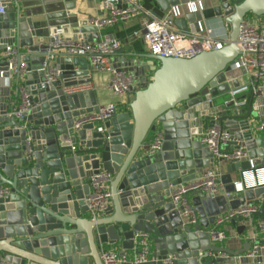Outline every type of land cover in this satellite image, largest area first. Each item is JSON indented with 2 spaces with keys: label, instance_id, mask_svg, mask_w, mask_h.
<instances>
[{
  "label": "water",
  "instance_id": "water-1",
  "mask_svg": "<svg viewBox=\"0 0 264 264\" xmlns=\"http://www.w3.org/2000/svg\"><path fill=\"white\" fill-rule=\"evenodd\" d=\"M187 1L157 0L165 11ZM26 2L9 0L0 14V43L15 50L13 70L8 56L0 55V262L102 264L103 245H118V254H139L135 233L141 232L147 235L148 259L137 264H165L168 254L174 255L171 264H264V245L258 241L261 248L248 257L252 242L230 250L214 244L208 228L227 211L257 206L264 194V186L248 187L244 178L238 182L232 176L250 167L249 159L254 165L264 161V127H258L260 119L264 123V96L257 103L249 95L240 115L231 102L221 109L202 103L208 91L215 97L238 85L234 77L240 70H229L228 64L240 52L239 28L245 20L264 19V0H221L176 18L174 25L183 33L198 31L204 20L222 18L229 24L225 45L189 58L143 53L151 60L150 80L130 90L128 110L104 122L103 131L93 122L73 128L99 105L94 90L64 91L91 81L87 58L51 46L48 27L53 25L36 24L23 11ZM63 15L69 17L63 24L72 39L100 41L87 20L71 12ZM208 110L244 143L248 159L224 165L217 178L221 193H186L185 215L183 204L171 198L173 187L216 162L199 140L215 121ZM156 134L161 140L151 149ZM99 171L109 175L110 204L93 216L84 197L91 175ZM254 213L264 218V204ZM242 219L234 216L228 222L236 226Z\"/></svg>",
  "mask_w": 264,
  "mask_h": 264
},
{
  "label": "built area",
  "instance_id": "built-area-1",
  "mask_svg": "<svg viewBox=\"0 0 264 264\" xmlns=\"http://www.w3.org/2000/svg\"><path fill=\"white\" fill-rule=\"evenodd\" d=\"M9 0H0V14L4 13V3ZM221 1V0H217ZM182 5V6H181ZM171 6L165 16H156L147 11L141 4L140 0H101V14L88 17L87 23L92 24L99 31L101 28L115 25L119 22H126L136 16H141L139 27L132 32V35L141 38L142 44L149 54L163 57L189 58L202 51H210L221 49L227 40L229 31L228 22L224 21L222 33H217L213 28L198 23V31L194 33H183L179 31L174 20L180 17L186 11L196 12L204 7L201 0H189L185 3ZM48 37L52 39L51 46L64 47L63 50L73 55L85 56L89 64L86 74L91 72H104L108 74L106 88L113 96L119 100L126 101L129 98L128 93L132 88H139L138 70H126L122 67H116L110 61L109 55L114 54L120 48V40L115 37L106 38L99 42H86L83 39H72L67 34L64 25H54L48 29ZM237 44L240 52L236 58L228 64L229 70L239 69L240 74L234 78L238 80L237 86H231L224 93L226 98L217 109L224 108L231 102V109L236 114H243L247 104V96H253V101L259 102L264 96V29L260 26L251 25L248 20L242 22L239 28ZM3 53L8 56L9 69L14 67V53L12 46L0 43ZM78 67V66H77ZM74 67V71H78L79 67ZM59 71L56 72V74ZM232 79H226L227 83ZM93 86L90 82L77 83L64 88L66 94L78 93L92 90ZM211 87H208L210 90ZM23 105H27V94L22 92ZM213 96L208 91L203 95V104L207 106L213 103ZM214 104V103H213ZM264 105V103H260ZM118 113L117 103L109 101L98 105L97 110L81 116L74 122L73 128L78 129L82 124L93 122L98 131H103V123L113 118ZM208 114L212 118H216L213 111L208 110ZM259 129L264 127L261 123ZM161 140V136L156 134L150 143V148L157 147ZM199 140L206 145L213 153L215 164L211 168L206 169L195 179L180 183L173 187L171 198L175 203L183 204V214L189 213L186 205L185 194L192 190L201 189L208 196L213 197L218 193L217 178L220 175L218 167V159L228 162H240L248 159V150L244 143L236 138L233 133L229 132L222 124L215 121L202 130ZM74 148V145H71ZM250 168L254 165L249 159ZM262 169V168H260ZM257 169V170H260ZM264 169V168H263ZM245 173V171H244ZM264 177V173H263ZM109 175L105 171H99L90 177V191L84 197V200L93 216L103 214L110 204V191L108 187ZM264 186V178L257 181L252 187ZM251 187V186H250ZM0 193L2 190L0 189ZM262 204H264V194L261 196ZM257 210L256 205L250 204L240 206L237 209L227 211L215 218L216 227L209 230V238L214 243L222 242L226 238V232L219 228L222 224L234 216L249 217ZM264 227V222L260 223ZM135 238L140 247V253L128 256L126 254H118L114 251L101 248L99 252L102 264H137L145 262L148 259L147 235L145 233H135ZM248 240L253 243L252 248L247 252L248 257L255 255L261 245L256 244V237L250 236ZM174 258L173 254H168L164 260L165 264H171ZM0 264H2L0 262Z\"/></svg>",
  "mask_w": 264,
  "mask_h": 264
},
{
  "label": "crops",
  "instance_id": "crops-1",
  "mask_svg": "<svg viewBox=\"0 0 264 264\" xmlns=\"http://www.w3.org/2000/svg\"><path fill=\"white\" fill-rule=\"evenodd\" d=\"M27 1L25 3L23 11L39 24L44 22L47 25H64V20L69 17H65L63 14L65 12H71L78 20H87L88 17L96 16L101 14L100 10L101 0H23ZM142 6L152 14L156 16H165L167 12L159 5L157 0H140ZM203 7H210L217 4V0H201ZM181 5V4H180ZM182 6V5H181ZM141 16H136L126 22H119L112 26H107L101 28L98 31L100 40L106 38L115 37L120 40V49L121 51L115 52L112 55H109L110 61L116 67H122L126 70L133 69V67L138 70V85L141 86L145 81L150 80L151 78V60L148 58L142 57L143 53H148L145 50L141 38L132 35V32L139 27ZM62 21V22H61ZM251 22H256L257 26L261 29H264V19L261 17L260 21L254 20ZM67 23V22H64ZM224 20L222 18L214 17L209 20H204L201 24L207 25L213 28L217 33H222L223 31ZM51 27V26H49ZM48 27V28H49ZM70 29L67 31V34L70 35ZM37 40V39H36ZM92 42H96L93 40ZM3 54V50L0 48V55ZM77 67V66H76ZM78 68V67H77ZM141 68H144V71H141ZM91 81L90 84L93 86V89L96 92L97 102L99 104L106 103L109 101H114L117 104H125L126 101L123 99L119 100L111 94L110 91L106 88V82L108 79V74L104 72H91ZM247 96V101L248 97ZM220 106V105H219ZM218 107V106H216ZM121 112V111H118ZM263 123V120L258 121V125ZM229 163L228 161H222L218 163L220 172H225L224 165ZM215 164V163H214ZM254 165V164H253ZM262 168V169H260ZM264 161L259 162V164L254 165L252 168L248 167L245 169H240L236 174H232L234 179L238 182L241 178L246 180L248 187H252L257 181L262 180L264 173ZM208 168H203L199 171L200 175L203 171ZM260 169V170H257ZM245 171V173H244ZM197 175V176H198ZM236 176V178H235ZM218 192H222L221 185L218 184ZM240 190V189H238ZM262 204L261 198L259 203L256 206L257 210L260 209ZM264 222V218L260 214L253 213L249 217H245L240 221L236 222V226H233L230 222H226L219 226L226 232V238L222 242L214 243L221 247L229 248L230 250H239L243 243L248 240V237L255 236L256 240L263 246L264 241V227L260 223ZM215 223L209 224L208 228L212 229L216 227ZM242 226V227H240ZM236 227H240L238 230ZM102 248L119 252L120 247L118 245H103ZM128 256H133L132 251H127L125 253ZM90 262V261H89ZM237 264V263H235Z\"/></svg>",
  "mask_w": 264,
  "mask_h": 264
},
{
  "label": "rangeland",
  "instance_id": "rangeland-1",
  "mask_svg": "<svg viewBox=\"0 0 264 264\" xmlns=\"http://www.w3.org/2000/svg\"><path fill=\"white\" fill-rule=\"evenodd\" d=\"M249 22L251 23V25L257 27V23L256 22H251V21H249ZM226 96H227L226 94H218L217 96H215L213 98L214 105L215 106L221 105L223 100L226 98Z\"/></svg>",
  "mask_w": 264,
  "mask_h": 264
},
{
  "label": "trees",
  "instance_id": "trees-1",
  "mask_svg": "<svg viewBox=\"0 0 264 264\" xmlns=\"http://www.w3.org/2000/svg\"><path fill=\"white\" fill-rule=\"evenodd\" d=\"M148 81H145V83H147ZM117 107H118V111H126V110H128V104L127 103H125V104H117Z\"/></svg>",
  "mask_w": 264,
  "mask_h": 264
}]
</instances>
